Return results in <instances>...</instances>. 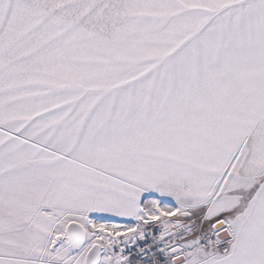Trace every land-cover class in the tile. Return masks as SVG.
Segmentation results:
<instances>
[{
	"label": "snow or ice",
	"instance_id": "obj_1",
	"mask_svg": "<svg viewBox=\"0 0 264 264\" xmlns=\"http://www.w3.org/2000/svg\"><path fill=\"white\" fill-rule=\"evenodd\" d=\"M0 264H264V0H0Z\"/></svg>",
	"mask_w": 264,
	"mask_h": 264
}]
</instances>
